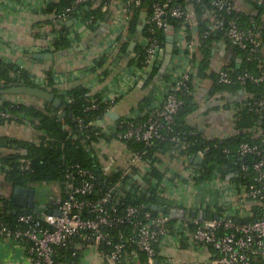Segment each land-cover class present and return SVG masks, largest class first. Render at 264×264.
Here are the masks:
<instances>
[{"label": "built area", "instance_id": "obj_1", "mask_svg": "<svg viewBox=\"0 0 264 264\" xmlns=\"http://www.w3.org/2000/svg\"><path fill=\"white\" fill-rule=\"evenodd\" d=\"M60 1L33 0L28 4L30 10L34 8L44 17V27L31 30L34 41L27 47L30 56L62 50V39L71 45L82 31H92L101 25L105 18L94 14L84 19L75 16L85 6L99 9L112 19V27L103 37L100 49L91 50L89 68L102 63L100 68L105 66L112 71L121 65L124 72L110 93L97 94L100 97L97 101L93 99L96 93H88L93 101L84 107L83 116L73 118L83 134L81 141L89 140L93 145L99 167L92 169L74 163L64 169V197L49 209L59 210V215L46 209L19 212L9 219L0 210V241L19 244L27 264H83L89 257L99 264H154L162 246L180 248L183 244L192 248L210 246L214 256L204 264H264V100L254 99L245 89L246 85L264 83L261 21L249 17L244 24L235 0H70L58 11L43 12L49 4ZM257 2L264 5V0ZM194 4L202 11L200 21L207 25L201 33L197 31ZM136 12L140 13L137 32L130 34ZM73 18L77 20L67 25ZM172 21H176L177 27L173 28ZM170 34L172 56L165 72L155 75L149 96L151 104L120 113L112 121L106 112L113 110L118 100L136 86L155 54L153 69H159L167 41L161 36ZM211 36L217 37L212 45L221 42L236 47L240 65L225 63L208 67L205 75L199 74L197 59ZM122 45H126L125 51ZM251 64L256 65V71H251ZM46 69L49 68L34 72L35 67L27 68L30 86L54 88L62 100L61 107L70 104L67 84L77 75L54 73L49 81ZM21 71L13 66L8 72L19 85L24 81ZM221 86L240 89L230 96L232 99L223 101L222 97L231 93L216 89ZM199 92L208 102L219 103L229 115L225 130L218 125L211 135H206L215 139L214 146L222 153L228 154L230 148L219 143L239 132L236 123L241 113L253 114L252 126L244 131L255 142H241L235 149V154L244 158L235 168L242 180L218 174L205 179L201 164L194 167L191 157L181 152L194 145L196 139L182 132L176 116L185 104V97L190 95L194 101ZM20 95L0 96V121L17 123L10 111L14 106L43 104L38 98L29 101L17 97ZM18 124L34 126L27 120ZM157 140L168 143L170 149H157L149 160L148 151ZM2 147L21 155L20 171L31 170V159L23 156L25 148L16 143ZM208 150L209 146L204 145L191 156L204 159ZM247 156H252L253 161L245 160ZM153 167L163 173L160 185L151 175ZM0 177H4L3 172ZM171 187L176 188L178 196L168 199L167 190ZM155 193L172 201L171 207L196 213L202 210L207 214L204 211L207 208L215 212L230 207L240 214L255 208L258 214L250 222H234L225 216L173 217L163 210L153 212L143 201L139 202ZM8 197L7 191L0 192L1 199Z\"/></svg>", "mask_w": 264, "mask_h": 264}, {"label": "trees", "instance_id": "obj_2", "mask_svg": "<svg viewBox=\"0 0 264 264\" xmlns=\"http://www.w3.org/2000/svg\"><path fill=\"white\" fill-rule=\"evenodd\" d=\"M70 0H61L59 3L49 4V6L44 9L43 12H51L53 10L58 11L62 6L67 4ZM251 6L250 13L248 12H239L241 16L242 22L246 24L248 22L249 17H254L256 20L261 21L262 25H264V5L258 4L257 0H246ZM195 10L196 20H197V31L202 32L206 29L207 25L205 22L200 21L201 10L197 4L193 6ZM94 14L98 18H105V12H101L99 9L91 10L86 8L85 6H81L75 16L79 19H84L90 15ZM140 13L136 12L134 14V21L130 26V34H135L137 32L136 28V20L139 18ZM173 28L177 27L176 21H172ZM94 30V29H93ZM163 41H166V36H161ZM219 39V38H218ZM261 39L264 44V26L261 32ZM217 40V37L211 36L207 39L206 45L201 49V56L197 59L199 74L205 75L206 70L209 67V59L211 56V51L213 47V41ZM229 47L237 51L236 47H232L227 44ZM71 47L70 43L66 39H62L61 49H66ZM122 51L126 50V45H122ZM42 61V59H39ZM102 63H99V67ZM17 66L14 63H3L0 62V89L6 88L10 85V83H15V80L9 76V70L13 67ZM21 68V77L24 79L23 85L30 86L31 84L28 82V70L27 68H22L21 66H17ZM251 71H256V65L251 64ZM104 71L105 75H108ZM47 79L50 81L52 79V69H46L44 71ZM158 73V68L154 67L152 73L146 83L150 82L154 76ZM43 89L53 92L55 95H60L54 88L44 87ZM216 89L225 90L230 95L228 97H222L223 101H229L232 99L231 97L236 94L240 88L238 87H216ZM245 89L247 93H251L254 99H263L264 100V83L258 85H246ZM88 89L81 84H75L70 87L69 94L71 96L72 102L64 107H60L56 109L50 103L46 101H41L43 104L40 106L37 105H18L10 108V111L16 116L14 119L17 123H22L25 120L31 122L37 131L40 133L39 139L37 142H29V141H21L15 138L3 137L0 136V146H5L8 143H16L18 146L25 148V154L23 156L31 159V170L22 172L18 169V160L21 155H16L9 153L0 158V173H4L3 184L5 190H8L10 196L7 199L0 198V210L4 211L7 217L12 219L14 218L16 213L10 212L13 209L12 206V192L16 186L21 187H30L35 190L36 197H40V203H47L51 199L50 189L48 186L50 184L58 183L61 187L64 181V169L74 163H79L82 166L89 167L92 169L98 168L99 163L94 152L93 145L90 144L89 140L86 142H82L83 134L80 132L79 128L76 126V123L72 122V119L76 116H83V109L85 106L89 105L93 99L96 101L100 98L99 95H93V99H90L88 96ZM233 93V94H232ZM5 94H0L3 96ZM231 96V97H230ZM94 100V101H95ZM148 101H146V97L141 102L140 107H143ZM102 108V107H101ZM198 106L196 103H193V98L190 95L185 97V104L182 109L176 116L177 126L185 132L186 136H189L191 139H196L194 145L188 146L187 148L181 149V152L187 157H191V155L199 148L204 145L209 146V150L204 156L203 162L201 163V167L205 169V174L203 178L209 179L213 176H217V173H220L222 177H224L223 167L228 166L231 168H237L238 163L241 162L240 158L235 154L236 147L241 142H255L256 139H252L249 132L244 131L246 128H249L253 124V114L250 112H242L237 120V127L239 132L227 139L221 140L222 142L219 145L227 146L230 148V152L228 154L222 153L221 149L214 146L216 142L215 139H209L204 135L201 131H199L196 127H192L189 123H187V117L194 113L197 110ZM61 111V112H60ZM65 111L66 114L63 117H60L61 113ZM100 113V111H96ZM243 130V131H242ZM195 133H192V132ZM242 131V132H240ZM168 143L161 142L157 140L152 148L149 149L147 158L152 160L153 153L157 149H170ZM134 146V144H133ZM245 160L248 162L253 161L252 156H247ZM152 177L158 180V185L163 178V173L160 170H157L153 167ZM233 180H242L241 174L237 173L232 176ZM156 187V186H155ZM154 187V188H155ZM49 189V190H48ZM63 186L61 191L63 192ZM64 197V193L60 197V200ZM143 201V203L148 207L149 210L153 212H157L158 210L153 209L152 205L161 206L162 209L173 206L172 201L163 198L157 193L154 196H150L147 198L140 199L139 202ZM135 202V201H133ZM56 205L50 204L47 207V210L52 209ZM207 212L210 218H213L214 215L224 216L222 211L216 209L213 212L210 208L204 209ZM253 212L255 215L248 217L246 222H250L254 220L255 216H257V210L253 208ZM229 220L232 221H240L236 218L235 215L227 216Z\"/></svg>", "mask_w": 264, "mask_h": 264}, {"label": "crops", "instance_id": "obj_3", "mask_svg": "<svg viewBox=\"0 0 264 264\" xmlns=\"http://www.w3.org/2000/svg\"><path fill=\"white\" fill-rule=\"evenodd\" d=\"M33 0H0V58L3 63H14L22 68H33L37 72L42 70V67L52 69V73H63L65 75L76 74L78 78L70 81L67 86L71 87L75 84H81L88 89L89 94H108L118 83L120 76L123 75V68L121 65L109 71L105 66L89 68L91 50L100 49L102 39L112 27L111 18L107 20L105 17L101 25L94 30L82 31L77 35L71 47L78 48L73 54L68 55L61 61H40L32 56L27 50V47L33 44L34 37L31 35V30H37L44 27V17L37 14L35 9L30 10L29 3ZM238 8L244 12L250 13L251 6L246 0H235ZM144 16V15H143ZM220 43V44H219ZM236 53L227 44L223 45L221 42L216 43L212 47L211 56L209 59V69L217 65L225 63H234L240 65V60H237ZM87 61V62H86ZM86 62V63H85ZM108 75L104 74V71ZM80 74V77L78 76ZM142 79V78H141ZM140 79V80H141ZM139 82V81H138ZM138 84V83H137ZM136 84L135 87L129 89L128 93L121 97L114 105L113 110L118 114L125 113L133 108L140 106L143 99L146 97V104H151L152 90L154 87V79L150 82L144 83L140 88ZM87 93V94H88ZM193 103H196L197 110L187 117V123L192 127H196L205 135H211L212 131L218 125L225 126L229 119L226 110L219 105V103L211 101L208 102L207 97H204L200 92L196 95ZM210 131V132H209ZM40 133L34 126L27 124L22 125L14 122L0 121V136L15 138L21 141L37 142ZM11 153L0 146V158ZM14 154V153H12ZM1 167V166H0ZM3 179L0 177V192L7 191L4 188ZM62 186L52 184L50 197L47 201L50 204L56 205L62 196ZM49 190V189H48ZM63 190V189H62ZM212 194H209V197ZM40 197H38L39 200ZM6 199V198H4ZM40 202V201H39ZM230 208V207H229ZM227 208L222 214L227 216L235 215L240 221H246L248 217L255 215L253 210L245 211L242 214L235 213L231 208ZM222 210V211H223ZM214 256L213 250L210 246L201 247H187L184 245L177 248L173 245L160 248L158 257L159 264H204ZM0 264H27L21 253L19 244L3 243L0 241ZM83 264H99L96 260L89 257Z\"/></svg>", "mask_w": 264, "mask_h": 264}, {"label": "water", "instance_id": "obj_4", "mask_svg": "<svg viewBox=\"0 0 264 264\" xmlns=\"http://www.w3.org/2000/svg\"><path fill=\"white\" fill-rule=\"evenodd\" d=\"M109 18H106V20ZM76 18H73L72 20L67 22V25H72L74 21H76ZM141 27H139L140 29ZM167 41L164 48L163 58L161 61V65L158 69V73L163 74L170 62L172 51H173V35H167L166 37ZM78 48L76 47H69L66 49H62L56 52H38L34 53L33 57L36 59H43L48 61H61L68 55H71L76 51ZM130 49H133V44L130 46ZM156 54L149 62V65L147 69L145 70L142 79L138 82L137 86L142 88L145 81L148 80L150 77L153 66L155 63ZM155 78V76H154ZM153 78V79H154ZM0 94H22L31 96L34 98H38L40 100L46 101L50 103L53 107L56 109H59L62 105V100L59 96L55 95L53 92L47 91L45 89L35 87V86H26V85H19L16 83H10V85L6 88L0 89ZM66 114L65 111H63L60 115V117H63ZM106 116H108L112 121H116L119 118V114L115 110H109L106 112ZM72 122L74 120L72 119ZM241 161L244 160L243 157L240 158ZM191 163L194 167L199 166L203 159L199 155L191 156L190 158ZM224 177L226 179H230L232 176L236 175L238 172L235 168H231L228 166L223 167ZM218 175H221L220 173H217ZM105 181V180H104ZM9 194V193H8ZM10 196V194H9ZM12 206L13 209L11 212H38L42 210H46L48 207L47 203H40L39 200L36 197L35 190L30 187H21L16 186L13 189L12 192ZM153 209H156L158 211L163 210L164 212H168L173 217H189L190 215H197L199 218H207L208 215L204 213L202 210L198 211L197 213L195 211H189V210H183L180 208L175 207H168L165 209H162L161 206L152 205ZM50 213L59 215V210H48ZM214 218H220L218 215H214ZM226 219V218H224ZM154 264H159L158 260L154 261Z\"/></svg>", "mask_w": 264, "mask_h": 264}, {"label": "rangeland", "instance_id": "obj_5", "mask_svg": "<svg viewBox=\"0 0 264 264\" xmlns=\"http://www.w3.org/2000/svg\"><path fill=\"white\" fill-rule=\"evenodd\" d=\"M87 62V61H86ZM85 62V63H86ZM46 67H44V69H45ZM34 72H37V70H34ZM40 72V71H39ZM16 97V96H15ZM15 97H13V98H15ZM17 97H19V98H25V99H27V100H29V101H33L35 98H32L31 96H30V98H29V96L27 97V95H20V96H17ZM227 125L228 124H226L225 126H222V130H225L226 128H227ZM51 187H52V184H50L49 186H48V188L50 189V191H51ZM183 193V192H182ZM174 195H177V193H176V188H174V187H171V188H168V190H167V198L168 199H171ZM178 196V195H177ZM179 197H183V195H179Z\"/></svg>", "mask_w": 264, "mask_h": 264}, {"label": "flooded vegetation", "instance_id": "obj_6", "mask_svg": "<svg viewBox=\"0 0 264 264\" xmlns=\"http://www.w3.org/2000/svg\"><path fill=\"white\" fill-rule=\"evenodd\" d=\"M38 199V198H37Z\"/></svg>", "mask_w": 264, "mask_h": 264}]
</instances>
